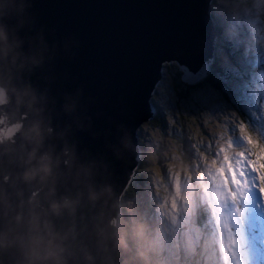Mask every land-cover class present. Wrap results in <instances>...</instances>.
<instances>
[{"label": "water", "instance_id": "obj_1", "mask_svg": "<svg viewBox=\"0 0 264 264\" xmlns=\"http://www.w3.org/2000/svg\"><path fill=\"white\" fill-rule=\"evenodd\" d=\"M211 5L0 0V27L22 42L20 51L27 55L40 37L47 46L44 63L13 80L43 97V112L0 113V133L11 137L0 145V264H144L119 228L143 156L137 129L152 120L131 104L161 60H216ZM41 120L51 134L38 155L59 158L54 185L23 179L32 150L23 131ZM64 199L74 202L73 215L52 210Z\"/></svg>", "mask_w": 264, "mask_h": 264}, {"label": "rangeland", "instance_id": "obj_2", "mask_svg": "<svg viewBox=\"0 0 264 264\" xmlns=\"http://www.w3.org/2000/svg\"><path fill=\"white\" fill-rule=\"evenodd\" d=\"M210 15L221 33L232 34L247 22L257 43L264 44V0H212ZM260 55L258 47L245 43L234 56L239 76L216 97L193 110L178 106L171 117L137 129L147 178L136 179L139 167L132 183L136 195L126 192L122 205L126 244L141 262L247 264L232 228L249 203V184L257 188L258 181L257 191L264 194ZM217 59L224 57L216 52ZM206 212L211 220L203 223ZM262 216L255 209L249 213L253 223Z\"/></svg>", "mask_w": 264, "mask_h": 264}, {"label": "snow or ice", "instance_id": "obj_3", "mask_svg": "<svg viewBox=\"0 0 264 264\" xmlns=\"http://www.w3.org/2000/svg\"><path fill=\"white\" fill-rule=\"evenodd\" d=\"M245 43L259 48L260 62L264 63V44L257 43L255 31L247 22H242L239 30L232 34H220L215 51L224 57L223 60L213 62L203 59L196 64L172 59L161 60L146 91L136 94L135 101L131 104L137 115L152 119L171 117L178 106L193 110L216 97V81L230 84L239 76L234 56ZM256 76L264 78V70L258 71ZM260 85L264 88V79H261ZM84 139L86 141L87 137ZM251 175L255 177L256 173ZM253 183L258 188L259 182ZM248 188L249 203L232 231L238 238L241 251L248 255L247 264H264V216L259 223H253L249 219V213L253 209L264 214V194L259 193L253 184H249Z\"/></svg>", "mask_w": 264, "mask_h": 264}, {"label": "clouds", "instance_id": "obj_4", "mask_svg": "<svg viewBox=\"0 0 264 264\" xmlns=\"http://www.w3.org/2000/svg\"><path fill=\"white\" fill-rule=\"evenodd\" d=\"M22 42L9 35L0 27V113L5 107L12 108L13 115L19 112L20 108H25L26 117L28 113L39 116L43 112V107H37L43 104V97L38 98L34 90L29 87L16 88L13 86V80L19 79V74L27 69L29 72L32 67L41 66L45 61L47 46L43 38H38L35 47H30L26 55L20 51ZM43 121H34L26 130L23 131V138L32 146L31 152L27 153L28 165L23 174L26 182L37 181L41 186L55 183L58 176L59 158L53 159L50 152H44L38 155L40 149L44 147V141L51 134V129L42 126ZM23 128V125L20 126ZM5 141H11L10 136L0 133V145ZM65 155H68L65 150ZM33 161L35 163L33 164ZM65 163H68L67 161ZM51 191V189H50ZM54 212L67 210L70 215L75 212L74 202L64 199L60 203L51 204ZM119 244V240H117Z\"/></svg>", "mask_w": 264, "mask_h": 264}, {"label": "trees", "instance_id": "obj_5", "mask_svg": "<svg viewBox=\"0 0 264 264\" xmlns=\"http://www.w3.org/2000/svg\"><path fill=\"white\" fill-rule=\"evenodd\" d=\"M217 29H218V31H219V33L221 34V30L218 28V26H217ZM219 34V35H220ZM217 61H219L218 59H217ZM215 87H216V91L217 92H219V93H221V91H223L224 90V88H225V83L224 82H222V81H216L215 82ZM242 118H243V115L241 116ZM191 141V140H190ZM184 144H186V142L184 141ZM144 146V145H143ZM144 148V151H145V147H143ZM146 167L148 168V166L145 164V162L143 161L142 162V165H141V167H140V169H139V171H138V175L136 176V179H138V178H140V177H144L145 178V176H146V178H147V175H146V173H144L145 172V170H146ZM135 179V180H136ZM134 184H132L131 186H130V188L128 189V191H127V196L128 195H130V196H135L136 195V193H135V191H134V186H133ZM202 216H203V219H202V222L203 223H205V222H210V220H211V214L209 213V212H206L205 214H202ZM202 223V224H203ZM201 224V223H200ZM201 224V225H202ZM119 228L121 229V231H122V233L125 235V236H128V234H129V227H128V219H127V217H124V220H122L121 222H120V226H119ZM138 256L140 255L139 253L137 254ZM142 259V258H141ZM143 261H144V263L145 264H148V263H146V261L144 260V259H142Z\"/></svg>", "mask_w": 264, "mask_h": 264}, {"label": "bare ground", "instance_id": "obj_6", "mask_svg": "<svg viewBox=\"0 0 264 264\" xmlns=\"http://www.w3.org/2000/svg\"><path fill=\"white\" fill-rule=\"evenodd\" d=\"M212 16V15H211ZM213 18V17H212ZM217 29V28H216ZM137 256V255H136ZM138 257V256H137ZM139 258V257H138Z\"/></svg>", "mask_w": 264, "mask_h": 264}, {"label": "flooded vegetation", "instance_id": "obj_7", "mask_svg": "<svg viewBox=\"0 0 264 264\" xmlns=\"http://www.w3.org/2000/svg\"><path fill=\"white\" fill-rule=\"evenodd\" d=\"M200 223V222H199Z\"/></svg>", "mask_w": 264, "mask_h": 264}]
</instances>
